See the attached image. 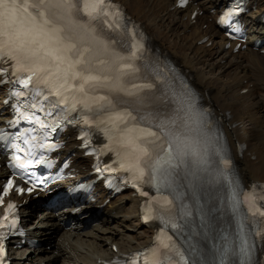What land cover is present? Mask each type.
<instances>
[{
    "label": "snow or ice",
    "instance_id": "obj_1",
    "mask_svg": "<svg viewBox=\"0 0 264 264\" xmlns=\"http://www.w3.org/2000/svg\"><path fill=\"white\" fill-rule=\"evenodd\" d=\"M181 3L186 4L187 0H181ZM102 4L103 0H94L91 4L86 2L84 8L95 12ZM29 8L51 9L54 15L69 22L67 25H57L45 30L36 24V17L28 12ZM73 10L79 11L74 0H24L23 3L21 0H0V21L5 27H8L7 22L22 26L26 22L31 24L32 27L28 31L35 32L32 43L36 45L34 49L28 50L11 43L0 46V71L6 67H13V73L4 74L9 75L10 79L14 74L19 84L26 88L31 86L28 94L34 102L29 103L30 109L39 107L48 117H53L56 110H59L63 113L62 116H57L61 123L93 126L107 141L97 150L104 152L105 155L114 153L119 169L131 173L135 187L147 185L154 188L157 193L167 189L172 198L153 197V202L158 208L154 209L149 204L145 211L149 219L153 218V212L156 211L158 214L155 218L163 221L166 227L170 226L182 232L184 226L190 223L187 217L192 216V211L190 205L183 202L187 193L182 190L184 186L180 183L179 177L181 173L185 178L190 177L189 187L192 188V196L195 198L198 170L193 168V161L190 158L198 157L203 161V157L197 142L178 132L177 125L183 122V126L187 127V121L180 115L181 111L185 116L194 115L197 124L202 127L208 123V113L197 108L195 94L191 89H185L176 98L177 111L169 116L162 114L154 107L161 98L145 91L154 89L156 85L151 82H135L148 81L154 76L155 80L167 84V81L162 79L157 65L148 61L143 65L144 76L138 75L141 69L137 67V61L143 59L139 54L143 44L137 40L129 46L121 45L127 52V55H124L117 50L116 40L104 39L90 24L72 19ZM38 14L43 16L44 12ZM89 14L91 15V12ZM227 15L230 16L231 13ZM49 23L51 21H44V24ZM108 27L119 28L120 25L109 23ZM236 31H239V28ZM133 35L138 34L133 32ZM2 81L3 76H0V82ZM98 92L105 94L100 95ZM14 95L22 97L25 92L18 90ZM73 113H79V119L72 116ZM33 117L41 128L47 127L34 112L23 113L24 119ZM52 131H56V128L53 127ZM90 131L91 129L84 132V139L89 138ZM208 139L205 133V142ZM212 139L217 144L216 152L221 156L225 169H230L232 161L224 158V145L220 143L218 137ZM46 146L43 143L39 145L41 148ZM14 147L24 151L19 145ZM16 160L20 168L32 163L31 160H24L20 156H17ZM12 187L13 183L9 181L2 191L7 193ZM238 187L239 185L233 189L232 211L239 217L241 244L238 251L234 248H225L220 253V264H225L229 252L239 258L238 264H258L254 251L257 247L255 237L264 241V196L257 198L254 194H244L242 199L237 198L241 195L236 190ZM142 194L145 197L149 196L148 191H142ZM174 200L181 203L177 206ZM242 204L247 205V213L251 215H245L241 210ZM12 207L14 205H9L10 209ZM177 207L183 213L181 216L175 215L174 210ZM201 219L205 220L206 217L202 216ZM180 220H183L184 224L179 223ZM12 223L15 224L16 221L13 220ZM3 226L0 224V227ZM168 239L171 240L172 237ZM163 247L167 252L164 261L158 258L159 253L154 249L152 264H189L190 260L191 264H201L200 253L191 246L190 256L185 255V252L175 244H164ZM4 254V245L0 243V258ZM126 264H136V261L131 260ZM229 264H237V261H229Z\"/></svg>",
    "mask_w": 264,
    "mask_h": 264
},
{
    "label": "bare ground",
    "instance_id": "obj_2",
    "mask_svg": "<svg viewBox=\"0 0 264 264\" xmlns=\"http://www.w3.org/2000/svg\"><path fill=\"white\" fill-rule=\"evenodd\" d=\"M116 1L124 6L154 46L183 68L204 102L214 108L244 184L264 182V52L251 44L238 51L234 50L236 42L226 46L228 40L216 21L227 0H190L185 8L177 6L178 0ZM86 2L91 4L94 0H82L84 16L73 10L72 19L90 24L88 15L92 10H85ZM41 12L43 16L31 15L45 30L69 22L54 15L51 9ZM246 18L252 38H264V0H253ZM45 20L51 23L44 24ZM91 26L102 38L109 39L103 30ZM30 27L32 25L27 22L19 25L9 34L11 39L2 37V40L24 50L34 49L35 32H29ZM75 136L66 137L65 154L76 152L74 166L86 174L91 170V161L78 150ZM206 187L212 188L213 184L208 182ZM98 190L97 203L64 206L58 212L32 199L24 205L22 209L28 212L24 221L29 234L43 243L33 252H24V262L36 259L38 264H57L61 258L68 264H106L114 256L126 258L133 251L152 245L157 226L145 223L139 213L141 198L131 192L112 198L95 220L92 230H83L86 215L95 213L96 208L111 198L105 195L101 185ZM128 214L130 218L126 217ZM34 217L36 219L31 221ZM66 218L75 221L68 231L63 229ZM118 227L123 228L119 231ZM49 244H54L55 249L48 252ZM113 246H117V251Z\"/></svg>",
    "mask_w": 264,
    "mask_h": 264
},
{
    "label": "rangeland",
    "instance_id": "obj_3",
    "mask_svg": "<svg viewBox=\"0 0 264 264\" xmlns=\"http://www.w3.org/2000/svg\"><path fill=\"white\" fill-rule=\"evenodd\" d=\"M210 45V44H209ZM122 216L124 215V213L121 214ZM127 218H130V215H126ZM36 219V217H34L31 221H34ZM95 223H91L89 225H87V223L84 224V231H91L92 230V227ZM123 227H118L116 228L117 230L120 231V229H122ZM65 230V229H64ZM46 246V245H44ZM47 249H48V252L51 250V249H55V246L54 244H49L47 245ZM82 250H85L82 248ZM25 252V247L22 248V249H18L17 250V253L15 255L12 256V259L14 262H16L15 264H38V260L36 259H32V260H28V261H25L24 262V259H23V253ZM103 253V252H102ZM55 255H57V252L55 251ZM20 262V263H19ZM58 263L57 264H68L67 261H63L61 258L60 260L57 261Z\"/></svg>",
    "mask_w": 264,
    "mask_h": 264
}]
</instances>
